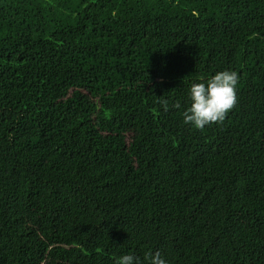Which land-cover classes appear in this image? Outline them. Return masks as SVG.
Segmentation results:
<instances>
[{
  "label": "trees",
  "instance_id": "16d2710c",
  "mask_svg": "<svg viewBox=\"0 0 264 264\" xmlns=\"http://www.w3.org/2000/svg\"><path fill=\"white\" fill-rule=\"evenodd\" d=\"M223 70L236 106L184 124ZM149 252L264 264V0H0V264Z\"/></svg>",
  "mask_w": 264,
  "mask_h": 264
},
{
  "label": "clouds",
  "instance_id": "9594fccd",
  "mask_svg": "<svg viewBox=\"0 0 264 264\" xmlns=\"http://www.w3.org/2000/svg\"><path fill=\"white\" fill-rule=\"evenodd\" d=\"M239 75L233 70L218 71L210 78L194 82L188 89L189 106L183 112L184 124L203 131L206 126L223 123L228 113L237 104V86ZM168 111V101H161ZM181 105L176 102L173 107ZM145 259L147 264H167L160 252H149ZM114 264H141L133 254H123L115 258Z\"/></svg>",
  "mask_w": 264,
  "mask_h": 264
}]
</instances>
